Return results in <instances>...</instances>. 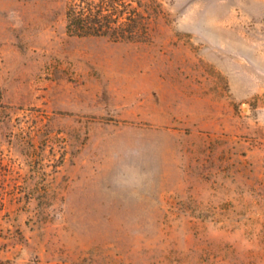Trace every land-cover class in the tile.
<instances>
[{
  "label": "rangeland",
  "instance_id": "374dc122",
  "mask_svg": "<svg viewBox=\"0 0 264 264\" xmlns=\"http://www.w3.org/2000/svg\"><path fill=\"white\" fill-rule=\"evenodd\" d=\"M133 1L0 0V264H264V0Z\"/></svg>",
  "mask_w": 264,
  "mask_h": 264
},
{
  "label": "trees",
  "instance_id": "16d2710c",
  "mask_svg": "<svg viewBox=\"0 0 264 264\" xmlns=\"http://www.w3.org/2000/svg\"><path fill=\"white\" fill-rule=\"evenodd\" d=\"M133 0H67L65 28L70 35L133 39L141 34V16ZM139 6V4L137 5ZM122 23V25H120ZM1 103V91H0Z\"/></svg>",
  "mask_w": 264,
  "mask_h": 264
}]
</instances>
